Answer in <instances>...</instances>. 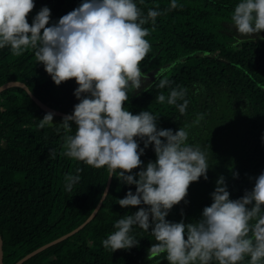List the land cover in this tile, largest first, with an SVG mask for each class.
I'll return each instance as SVG.
<instances>
[{
    "label": "trees",
    "instance_id": "16d2710c",
    "mask_svg": "<svg viewBox=\"0 0 264 264\" xmlns=\"http://www.w3.org/2000/svg\"><path fill=\"white\" fill-rule=\"evenodd\" d=\"M80 2L34 0L26 20L30 24L39 8L47 6L48 23H54ZM136 3L145 18L143 27L149 29L145 38L150 43L138 66L152 76L128 93L122 106L133 114L150 111L156 116L157 128L175 132L184 127L188 141L210 157L207 179L190 182L185 197L165 216L170 222H193L211 203L210 193L219 176H223L229 198L237 199L250 190L255 176L264 169V30L258 35L236 33L230 22L236 0H177V7H170V0ZM150 8L160 13L154 21L147 17ZM160 80L168 83L159 86ZM8 82L23 83L42 104L65 114L78 102L73 95L74 78L54 84L31 49L13 55L8 46L0 48V86ZM172 88L184 89V112L167 102ZM160 94L164 101L157 99ZM45 113L20 87L0 93L3 264H15L77 228L93 212L106 187V167H93L63 154V139L75 125L65 130L59 123L62 118L52 116V123L38 128ZM134 139L138 148L143 147L141 139ZM139 159L141 165L129 172L135 173L155 159L151 142ZM65 174L79 176L70 190L65 188ZM115 175L113 171L107 197L90 223L22 264H168L164 253L154 254L150 249L155 243L151 224L147 231L132 226L130 234L137 243L130 248L110 251L102 246L115 219L147 207L117 204L116 199L129 189L135 191V185L125 184ZM247 260L245 255L238 264H247Z\"/></svg>",
    "mask_w": 264,
    "mask_h": 264
},
{
    "label": "clouds",
    "instance_id": "9594fccd",
    "mask_svg": "<svg viewBox=\"0 0 264 264\" xmlns=\"http://www.w3.org/2000/svg\"><path fill=\"white\" fill-rule=\"evenodd\" d=\"M33 6L34 0H0V48L8 46L13 55L31 49L54 84L74 78L73 95L78 102L59 122L65 130L75 125L63 139V154L93 167L104 166L107 176L115 171L123 183L135 185V191L129 189L116 199L121 207L147 206L115 219L102 246L110 251L130 248L137 243L130 234L132 226L147 231L151 224L155 243L150 249L164 253L168 264H210L212 260L238 264L245 255L247 264H264V169L237 199L229 198L219 176L210 193L211 203L202 208L198 220L165 219L167 211L185 197L190 182L207 179L210 157L188 141L184 127L175 132L157 128L150 111L133 114L122 106L128 93L140 88L145 79L138 65L150 49L145 38L149 29L143 27L145 18L136 0H81L54 23H48L50 9L41 6L29 24L26 14ZM169 6L177 7V0H170ZM159 14L154 8L147 11L153 21ZM230 22L238 34L258 35L264 30V0H236ZM167 83L160 80L159 86ZM183 97V88H172L167 102L184 112L187 100ZM157 99L164 101L165 96ZM177 99L182 103L177 104ZM52 116L46 112L37 127L52 123ZM134 137L143 141V147L138 148ZM149 142L155 159L129 172L141 165L139 157ZM78 180V174H65V188L70 190Z\"/></svg>",
    "mask_w": 264,
    "mask_h": 264
},
{
    "label": "water",
    "instance_id": "95a60500",
    "mask_svg": "<svg viewBox=\"0 0 264 264\" xmlns=\"http://www.w3.org/2000/svg\"><path fill=\"white\" fill-rule=\"evenodd\" d=\"M11 87H20L22 89H24L27 94L30 96V98L36 103V105L41 109L43 110L44 112H51L53 113V116L55 117H63L65 115V113H62L60 111H57V110H54V109H51L47 106H45L44 104H42L40 101H38L31 93L30 91L28 90V88L23 84V83H20V82H8L2 86H0V93L11 88ZM113 175V173H112ZM112 175L108 176V179H107V183H106V187L103 191V194L101 196V199L100 201L98 202L97 206L95 207V209L93 210V212L90 214V216L81 224L79 225L77 228H75L74 230H72L71 232L59 237L58 239L50 242V243H47L39 248H37L36 250L32 251L31 253L27 254L26 256H24L22 259H20L18 262H16L15 264H22L24 263L25 261L29 260L30 258H32L33 256H36L37 254H39L40 252L50 248V247H53L55 246L56 244L66 240L67 238L73 236L74 234L78 233L80 230H82L88 223H90L92 221V219L95 217V215L98 213L99 209L101 208V205L103 203V201L105 200V196L104 194L107 193L108 194V191H109V187H110V184H111V181H112ZM3 251H2V238L0 236V264H3Z\"/></svg>",
    "mask_w": 264,
    "mask_h": 264
},
{
    "label": "rangeland",
    "instance_id": "374dc122",
    "mask_svg": "<svg viewBox=\"0 0 264 264\" xmlns=\"http://www.w3.org/2000/svg\"><path fill=\"white\" fill-rule=\"evenodd\" d=\"M144 73V72H143ZM145 74V79L142 80V82H146L148 81L149 79H151V76H152V72H148V73H144ZM52 121H53V117H52Z\"/></svg>",
    "mask_w": 264,
    "mask_h": 264
}]
</instances>
